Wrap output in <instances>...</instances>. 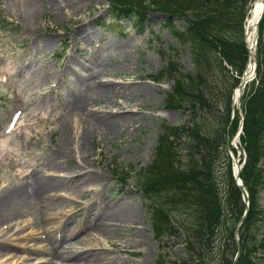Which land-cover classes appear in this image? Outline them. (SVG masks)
<instances>
[{
	"label": "rangeland",
	"instance_id": "374dc122",
	"mask_svg": "<svg viewBox=\"0 0 264 264\" xmlns=\"http://www.w3.org/2000/svg\"><path fill=\"white\" fill-rule=\"evenodd\" d=\"M43 3L47 9L42 12L39 5V15L28 19L18 0H0V17L12 23L9 30L0 26V197L19 186L30 192L34 178L46 179L44 174L59 177L50 178L56 189L43 192L53 204L43 207L25 198L0 221V242L7 243L0 264H65L58 251L64 244L69 245L67 252L80 250L84 241L92 244L84 249L91 255V259L85 256L91 260L86 264L190 263L191 256L184 250L185 231L157 237L151 206L136 187L138 171L152 162L162 125L186 126L193 118H203V110L193 116L185 107L166 106L172 79L161 83L149 79L163 69L168 74L170 60L182 71L192 70L188 54L165 26L167 15L149 12L148 25L137 32L128 20H107L113 16L107 0H73L59 9ZM172 21L184 30L183 18L174 16ZM232 74L236 75L217 69L209 72L212 90L224 91ZM171 75L176 76L173 71ZM99 85L110 87L113 99L126 103L125 110L134 116L133 128H111L107 134L97 129L88 141L81 140L78 136L89 119L111 117L102 111L107 104L103 99L77 115L71 109V103L82 95L95 98L99 88L93 89ZM136 90L142 93L135 95ZM215 99L216 115H225L224 95ZM171 103L177 105L179 100ZM109 110L116 112L119 105ZM118 124L125 127L128 122ZM187 143L186 133L179 148L183 167L188 162ZM236 145L239 148L238 141ZM58 149L63 150L62 171L55 172L49 158ZM237 153L241 161L242 150ZM77 171H95L96 175L83 176L78 182L82 176ZM73 174V178L65 177ZM215 175L218 181L226 180L222 171ZM74 186H79L75 200L59 205L56 198L62 199ZM260 201L264 208V193ZM122 202L131 209L126 220L105 221V214ZM177 217L178 212L172 218L177 224L192 223L185 214L179 216L182 222ZM100 222L109 223L102 230L97 228ZM217 243L214 237V250L207 252L206 264H220Z\"/></svg>",
	"mask_w": 264,
	"mask_h": 264
},
{
	"label": "trees",
	"instance_id": "16d2710c",
	"mask_svg": "<svg viewBox=\"0 0 264 264\" xmlns=\"http://www.w3.org/2000/svg\"><path fill=\"white\" fill-rule=\"evenodd\" d=\"M109 1L112 12L137 29L146 20L145 7L153 6L168 13L166 25L176 41L187 48L192 70L182 71L170 60L168 74L163 69L155 80H174L166 106L185 107L193 116L203 110L200 121L193 118L186 126L163 124L152 162L137 173L136 184L149 200L156 236L172 235L179 229L185 231L184 250L191 261L180 264H206L207 252L213 253L217 237V260L220 264H231L236 252L233 231L245 204L242 190L232 175L226 144L240 121L237 111L231 114V96L247 60L243 24L253 0ZM174 13L186 21L183 31L170 20ZM0 25L8 30L11 23L0 17ZM256 60L257 79L249 90L245 87L241 96L243 125L239 141L245 157L240 178L248 193L249 208L240 227L241 253L235 264H264V208L260 203L264 193V15L259 24ZM215 69L236 74H232V81L224 91H213L208 82L207 74ZM217 95H224L225 115H216ZM173 99H178L179 104L173 105ZM186 133L188 162L183 167L179 148ZM233 152L236 153L234 149ZM217 171H222L226 180L218 181ZM177 212L178 221H184L179 216L185 214V219L192 223L175 224L172 218H176Z\"/></svg>",
	"mask_w": 264,
	"mask_h": 264
},
{
	"label": "bare ground",
	"instance_id": "6f19581e",
	"mask_svg": "<svg viewBox=\"0 0 264 264\" xmlns=\"http://www.w3.org/2000/svg\"><path fill=\"white\" fill-rule=\"evenodd\" d=\"M44 0H18V5L22 7L25 10V15L28 19H33L35 16L39 15L40 13V8L39 5L42 7V12L47 9V7L43 3ZM48 4H50V8H62L63 6H68V4L73 3V0H45ZM263 1L264 0H255L253 5L251 6L250 12L248 14V17L246 18V23H245V36L247 43L249 45H253V39L255 36V29H256V20L259 17L260 12L263 10ZM45 8H44V7ZM23 11V10H22ZM254 47V45H253ZM253 47L251 48V55H250V61L248 63V66L246 68L247 74L251 73L253 63H252V58H253ZM92 64H95L94 61H91ZM99 88V92L96 95L95 98L90 97V96H81L77 100L71 103V109H73V112L79 114L81 110L85 109L89 105H96L97 103L101 102L102 99L106 100V105L102 109V111L108 112V114L111 115V117H106L105 119H94V120H88L87 126L84 125L82 134L80 137L81 140L88 141V137H92L97 129L102 130L104 134H107V132L110 131L111 128H118L120 131H126L127 129L133 128V119L134 116L131 114H128L125 110L127 107L126 103L119 102L118 100H114L113 97L111 96L112 92L110 87L104 86V85H99L93 90H97ZM135 95H140L142 93V90L134 91ZM239 94L240 92L236 89L235 91V97H234V103L237 104L238 99H239ZM116 96V95H115ZM138 99V97H137ZM119 105V110L116 112H113L109 110L110 106L112 105ZM140 103L136 102L135 106L139 107ZM88 113L92 114V110L90 108L87 109ZM120 121L128 122L125 127L122 125L118 124ZM78 145L75 146V152L78 153ZM61 152L63 150L58 149V151H55L54 154H52V157L49 158V160H52L54 168L52 171L55 172H60L62 171L61 165L59 163V160L62 157ZM57 159V160H56ZM56 160V161H55ZM75 173V171H73ZM68 173V172H67ZM92 173V171H77L76 174L81 175L82 177L78 178V182L84 180L83 176H87L86 179H88V176ZM46 179L42 178H34V181H32L31 185L29 186L30 192H27V187L25 186H19L17 188H12L8 190L6 193L1 195L0 197V221H5V218L8 216L9 211L13 210L15 207H17L22 200L25 198H30V200H35L38 201L39 203L42 204L43 207H47L50 204H53L54 202L50 198H45L46 196L43 195V192H46L47 190L53 191L54 189L57 188V184L53 183L50 178H53L55 176L59 177V175L48 173L44 174ZM93 176L96 175V172L94 171L92 173ZM76 175L73 174L72 176H65V177H75ZM34 185V187H32ZM69 193H66V195L62 198H56V202L59 205H65L68 203L70 200L74 199L75 196L79 193V186H74L71 188ZM75 200V199H74ZM124 202L121 204L117 205L115 209L108 211L105 214V221H118L119 219L126 220L128 215L131 212V209L124 206ZM109 223V222H108ZM107 222L102 224L100 222L99 225H97V228L104 230L105 227L108 225ZM68 243V242H67ZM83 246H81L80 250H71L70 252H67V248H69V245H65L62 250L58 251V257L63 259L65 261V264H86V262H89L91 260H85V256L89 257L91 259V255H89L85 249V246H91L92 244L89 243V241H84ZM7 247V243H1L0 242V253L1 251ZM84 247V248H82ZM90 249V248H88ZM92 249V248H91Z\"/></svg>",
	"mask_w": 264,
	"mask_h": 264
},
{
	"label": "water",
	"instance_id": "95a60500",
	"mask_svg": "<svg viewBox=\"0 0 264 264\" xmlns=\"http://www.w3.org/2000/svg\"><path fill=\"white\" fill-rule=\"evenodd\" d=\"M263 11H264V1H263V10L261 11V14H262ZM259 18H260V15H259ZM257 25H258V22L256 23V26ZM255 39H256V36H255ZM255 39L253 40V44H255ZM251 48H252V45H250V48H249V55L251 54V50H250ZM251 60L253 62V68H252V72H253L254 71V63H255V60L254 59H251ZM247 79H248V77L246 75H244V76L241 77L240 82H239V84L237 86V89L238 90L241 89L245 85ZM232 146H234V145L232 144ZM227 149L228 150L230 149V145H227ZM234 163L236 165L235 179H236V181L238 183H240V180H239V171H240L241 166L238 165V160L237 159H234ZM243 218L244 217H242L240 219V221L238 222V224H237V226H236V228L234 230V235H235V239H236V242H237V255L239 254V251H240L239 242H238V236H237V234H238V227H239L240 223L242 222Z\"/></svg>",
	"mask_w": 264,
	"mask_h": 264
}]
</instances>
